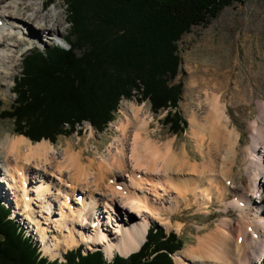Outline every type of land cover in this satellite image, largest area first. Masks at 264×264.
<instances>
[{
    "label": "bare ground",
    "instance_id": "obj_1",
    "mask_svg": "<svg viewBox=\"0 0 264 264\" xmlns=\"http://www.w3.org/2000/svg\"><path fill=\"white\" fill-rule=\"evenodd\" d=\"M49 2L0 0V86L15 75L17 47L30 39L37 44L43 36L63 38V11L55 13L58 4L46 9ZM211 81L203 87L200 120L195 114L187 118L189 135L200 153L199 164L174 153L172 141L159 147L149 133L152 114L134 101L120 103L117 113L122 118L116 123L117 137L107 158L92 166L98 171L95 176L85 173L91 161L79 164L81 153L70 145L57 158L48 141L33 144L11 134L0 139V184H9L7 192L14 193L17 217L30 236L28 225L35 226L45 255L54 260L62 257L66 247H77L82 242L92 249L102 246L104 255L110 256L116 250L119 256L127 257L142 246L156 219L180 203L189 206L191 196L200 208L221 201L225 209L238 211V219L220 220L206 235L198 237L196 247H189L184 258L175 256L174 264H264V117L258 126L254 123L249 127L253 142L238 161L245 178L236 182L232 165L239 134L229 127L219 89ZM260 109L264 112V105H259ZM183 172L191 173L193 180L181 183L179 175ZM102 181L107 182L104 189L100 188ZM78 191L85 196H77ZM226 193L232 195V200H226ZM0 196L9 202L6 192ZM32 208H37L34 211L43 223L32 220L31 212L26 214ZM165 225L169 229L170 221ZM49 226L56 233L51 238L46 234ZM172 228L178 232L180 225Z\"/></svg>",
    "mask_w": 264,
    "mask_h": 264
},
{
    "label": "trees",
    "instance_id": "obj_2",
    "mask_svg": "<svg viewBox=\"0 0 264 264\" xmlns=\"http://www.w3.org/2000/svg\"><path fill=\"white\" fill-rule=\"evenodd\" d=\"M244 1L66 0L68 48L26 52L13 80L14 102L1 119L11 120L19 135L38 143L71 134L83 121L101 130L113 119L120 99L133 90H141L153 113L174 108L178 97L169 86L179 67L177 42L193 26ZM163 122L174 134L185 128L169 112ZM182 245L175 233L151 227L140 249L126 258L115 255L107 261L99 249L78 247L66 251L63 261H49L0 204V264H173L172 255Z\"/></svg>",
    "mask_w": 264,
    "mask_h": 264
},
{
    "label": "rangeland",
    "instance_id": "obj_3",
    "mask_svg": "<svg viewBox=\"0 0 264 264\" xmlns=\"http://www.w3.org/2000/svg\"><path fill=\"white\" fill-rule=\"evenodd\" d=\"M57 4L59 8L56 6L54 11L55 13L63 11L61 18L65 21L62 28V40H64L61 48L66 49L68 45L65 38L68 37L71 29L69 26L70 13L66 0H50L45 8L53 9V6ZM20 37L18 36L17 39H20ZM47 38L49 39V37ZM47 38L43 36L37 44L31 39L27 40L15 49V75L12 80L8 79L5 85L0 86V115L3 111H7L14 102L15 97L12 92L13 80L19 77L21 73V68L23 67L22 62L26 52L28 53L30 50L35 49L43 50L48 46H57L52 42H47ZM8 43L13 44L14 42L10 41ZM176 48L179 57V67L172 84L170 86L168 84L169 87H174L172 92H174L175 98L178 97L176 106L153 113L150 102L141 98V90H133L129 98L124 97L120 99L117 109L123 101H134L137 105H143L145 110L152 114L153 121L150 123L149 133L158 146H164L166 142L172 141L174 153L178 154V156L180 154L185 156L191 162L197 160L199 164L200 153H198L199 150L196 142L189 135L187 118L195 114L197 119L200 120L201 113L204 111L202 106H204L203 93L205 88L203 87L205 84L210 85L208 80L211 78L212 81L210 83H215L219 89L220 104L226 107V115L230 121L229 127L235 129L239 134L237 156L232 165V176L236 182L242 181L245 175L240 172L238 161L241 160L244 153L243 150L246 147H250L253 142L249 127L254 123L256 124L255 126H258L260 119L264 117V112H261L262 109L258 110L259 105H264V1L246 0L243 3H233L225 7L219 12L216 18L207 24L193 26L188 33L179 39ZM206 80L207 82H205ZM212 88L210 87V89ZM8 90H10L9 93ZM168 112L170 115L176 114L185 123V128L182 132L174 134L169 129L170 125H164L163 120ZM121 118L116 110L113 113V119L105 127L101 128V130L92 127L88 121H83L75 124L74 131L71 134L57 135L54 141L46 139H41L40 141H48L53 147L54 155L57 158H60L66 147L70 145L75 152L81 153L79 164L86 165L88 161H91V166L86 169L85 173L89 176H95L98 171L92 168V166L94 164L97 165L101 159L107 158L111 143L117 137L115 129L116 123ZM91 130L94 133L91 134ZM7 134L13 136L19 135L16 125L12 121L9 119H1L0 116V139H3ZM205 140L202 145V150L204 151L206 150L205 146H207ZM31 143L34 144L37 142ZM71 170L72 168L70 172ZM192 176L191 173L187 174L183 172L179 175V178L181 183H187L193 180ZM106 183V181H102L100 188L104 189L103 186ZM8 185L7 183V187ZM226 185L228 186L229 184ZM7 187L4 188L0 184V194L4 195V192H6L7 199L11 198L14 201V193L13 191L7 192L9 191ZM188 188L187 193L189 191ZM172 192L175 193V191ZM77 193L81 197L85 196L79 191ZM173 193L172 196H175ZM0 197L2 198V196ZM225 197L226 200L229 198V201L233 198L230 193H226ZM188 198L189 206L183 203H180L179 206H174L172 212L166 211L167 213H163L161 218L159 220L156 219L149 227L161 228L166 234L173 232L183 241L182 249L172 255L173 260L175 256L184 258L189 247H196L198 237L206 235L220 220L229 218L236 221L238 219V211L232 208L225 209V205L221 201H212L209 202L207 208H203V206L200 208L193 202L191 196H188ZM179 200L181 201V197H179ZM168 202L166 199L164 205L167 206L166 203ZM7 205L11 204L7 203ZM18 205L21 207L20 204ZM36 209L32 208V210L26 211V214L31 212L32 220L43 223L42 218H39L38 214L34 211ZM98 210L102 211L101 208ZM227 211L228 214H226ZM18 212L15 213L18 214ZM22 215L24 216V214H20V217ZM15 218L19 222L18 224L26 229L24 223L19 220V217L16 216ZM52 218L57 217L53 216ZM167 220L170 221L171 227L169 229L165 225ZM176 224L180 225L178 232L172 228ZM34 227V225H28L30 234L33 237L30 238L38 247L40 246L41 256H46L49 261H52L53 259L45 255L42 251V242L39 241ZM52 229L53 227L49 226L46 230V234L50 235V238L56 235L55 232H51ZM110 230L112 233L114 232L113 226L110 227ZM26 234L29 235L27 232ZM79 245L83 247L84 252L104 249L102 246L92 249L85 243ZM77 247H66V251L76 249ZM64 254L62 257H57L56 259L63 261ZM117 254L118 252L116 250H113L110 256L105 253V259L110 261ZM185 262L188 263V261Z\"/></svg>",
    "mask_w": 264,
    "mask_h": 264
},
{
    "label": "water",
    "instance_id": "obj_4",
    "mask_svg": "<svg viewBox=\"0 0 264 264\" xmlns=\"http://www.w3.org/2000/svg\"><path fill=\"white\" fill-rule=\"evenodd\" d=\"M0 105H1V102H0ZM139 249H140V248H139ZM139 249H138V250H139ZM138 250H137V251H138ZM137 251H136V252H137ZM127 257H128V256H127ZM124 258H126V257H124Z\"/></svg>",
    "mask_w": 264,
    "mask_h": 264
}]
</instances>
